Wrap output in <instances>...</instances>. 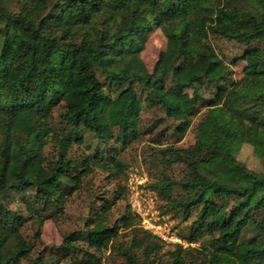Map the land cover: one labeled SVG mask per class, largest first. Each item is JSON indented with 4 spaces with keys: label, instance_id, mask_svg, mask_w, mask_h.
I'll list each match as a JSON object with an SVG mask.
<instances>
[{
    "label": "trees",
    "instance_id": "16d2710c",
    "mask_svg": "<svg viewBox=\"0 0 264 264\" xmlns=\"http://www.w3.org/2000/svg\"><path fill=\"white\" fill-rule=\"evenodd\" d=\"M9 1L0 0V264H99L95 253L124 231L131 243L118 251L128 264H264V171L238 158L250 144L264 165V0H21L18 9ZM154 26L167 45L150 71L141 53ZM211 35L245 46L233 60L246 62L240 78ZM146 106L173 121L177 141L207 108L193 144L166 148L164 162L184 164L185 174L149 184L167 211L192 218L188 242L203 243L164 240L131 206L111 220L119 187L46 254L45 221L63 215L98 168L124 172L114 145L140 136ZM76 143L91 152L71 157ZM13 193H29L26 214L10 206Z\"/></svg>",
    "mask_w": 264,
    "mask_h": 264
},
{
    "label": "rangeland",
    "instance_id": "374dc122",
    "mask_svg": "<svg viewBox=\"0 0 264 264\" xmlns=\"http://www.w3.org/2000/svg\"><path fill=\"white\" fill-rule=\"evenodd\" d=\"M21 0H10L9 4L13 9H18ZM211 43L216 47L220 55L230 64L233 78H240L243 75L246 62L240 60L233 63V60L243 53L245 46L233 39L211 35ZM167 45V37L160 27H153L147 35L144 50L141 57L152 71L161 52ZM115 88L111 90L116 95ZM191 92V90L189 91ZM64 109L59 107L55 111L54 123L55 128H62V113ZM206 107H202L200 114L194 120L191 129L182 141H177L176 135H168L169 126L173 121L164 118L162 109L153 106H146L142 113L141 134L138 138L126 145L114 143L119 149L122 163L125 166L123 173L110 175L108 172L97 169L94 174L85 180L84 189L77 191L70 198L66 211L58 218L48 219L42 227L41 243L39 247L44 248L46 254L53 256L59 252V246L63 242L64 234L84 228L91 209L100 205L99 198L115 194L119 187H124L121 199L114 205L111 220L123 215L128 206L139 216L141 225L145 228H153L154 232L161 233L168 237L164 239L171 242H181L186 246H200L203 241L190 243L185 238L189 232V224L192 218L185 219L181 211H167L166 201L160 193L152 190L149 184L155 180L162 179L164 176L172 178H181L185 174L184 164L167 165L164 157L167 156V146L188 147L196 140V126L199 120L205 115ZM162 119L161 123L155 122ZM87 134V133H85ZM91 139V138H90ZM163 140L164 144L157 143V140ZM92 149L84 144H74L70 155L71 157H83ZM55 152L53 143L47 146V153ZM238 158L244 161L247 166L255 171L263 172L264 165L259 157L256 156L254 148L250 144H244L238 155ZM176 190L175 194H178ZM29 194V193H28ZM27 194V195H28ZM27 195L13 193L10 197V206L16 210H22L26 214L25 199ZM36 226L29 224L27 232L32 234ZM151 230V229H150ZM155 232V233H156ZM161 236V235H160ZM163 238V237H162ZM179 239V241H177ZM39 243V242H38ZM130 231H124L114 247L101 253L96 252L97 262L99 264H128L122 253L118 251L120 244L130 245ZM81 253L78 255L80 256Z\"/></svg>",
    "mask_w": 264,
    "mask_h": 264
},
{
    "label": "built area",
    "instance_id": "2783aa9c",
    "mask_svg": "<svg viewBox=\"0 0 264 264\" xmlns=\"http://www.w3.org/2000/svg\"><path fill=\"white\" fill-rule=\"evenodd\" d=\"M145 228H146V227H145ZM148 229H151V230L154 232L153 228H148ZM155 232H156V231H155ZM156 233H158V232H156ZM159 235H161V237H163L164 239H168V237H166L165 235H163V234H161V233H159ZM177 241H179V239H178Z\"/></svg>",
    "mask_w": 264,
    "mask_h": 264
}]
</instances>
